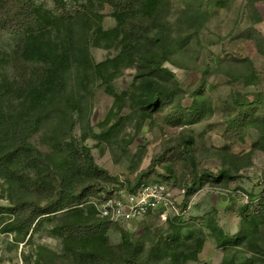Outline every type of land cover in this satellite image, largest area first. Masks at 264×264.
I'll list each match as a JSON object with an SVG mask.
<instances>
[{
    "label": "rangeland",
    "instance_id": "obj_1",
    "mask_svg": "<svg viewBox=\"0 0 264 264\" xmlns=\"http://www.w3.org/2000/svg\"><path fill=\"white\" fill-rule=\"evenodd\" d=\"M42 1L54 16L45 28L51 30L57 52L65 54L63 63H69L63 75L71 103L45 104L29 142L58 166L68 160L66 142L77 137L95 162L117 179L103 183L98 195L132 190L140 180L166 182L177 194L178 211L112 225L105 235L106 247L119 244L125 231L133 243L142 245L139 255H150L155 264L184 259L186 264H222L233 254L242 258L245 253L253 257V264H264V253L255 255L229 242L219 246L217 231L220 228L224 237L235 238L249 226L243 224L245 209L257 212L264 204V123H250L238 133L228 124L231 99L264 102L260 0H165L162 5L157 28L168 37L169 50L157 60L178 79L182 92L174 95V103L197 108L193 120L174 118L170 107L153 115L142 110L137 102L147 90L137 78L138 63L122 52L120 35L109 33L117 23L108 3ZM76 9L91 16L87 27L59 26L54 19ZM14 48L15 34L0 31V60ZM11 76V67L0 63V82ZM15 170L25 178L38 175L27 164ZM60 177L51 173L23 198L44 205L50 186L58 187ZM193 184L189 195L181 194ZM19 194L0 171V264H80L72 254V243L60 232L73 212L49 214L28 233L21 231L13 228L16 214L11 209ZM88 205L83 201L73 206L83 208L86 215ZM179 233L182 237L171 254L167 238ZM258 236L264 248L263 223Z\"/></svg>",
    "mask_w": 264,
    "mask_h": 264
},
{
    "label": "trees",
    "instance_id": "obj_2",
    "mask_svg": "<svg viewBox=\"0 0 264 264\" xmlns=\"http://www.w3.org/2000/svg\"><path fill=\"white\" fill-rule=\"evenodd\" d=\"M100 1L111 6L117 23L116 28L109 33L120 35L122 52L138 63L137 78L143 80V87L147 90L141 92V98L137 102L142 110L153 115L160 109L170 107V115L174 118L195 119L198 116L197 108H184L174 103V95L182 92L178 79L157 60L169 50L168 37L157 28L156 21L165 0ZM53 17L52 11L47 9L42 0H0V31L15 34L13 52L0 60L3 66L8 65L12 70L10 80L0 82V128H3V134H0V171L20 193L11 208L16 214L13 228L28 233L49 214L62 210L68 214L73 212L61 226L60 232L67 242L72 243V254L80 264H155L150 255H139L142 245L133 243L128 232L123 231V240L119 244L111 249L107 248L106 232L116 223L98 216L92 205H88L86 215L83 208L73 206L97 195L104 189L103 183L117 180L95 162L88 147L82 145L77 137H72L66 142L68 160L55 166L50 159L43 157L38 147L29 142L31 133L40 123V112L45 104L55 100H67L71 103L63 75L68 70L69 63H63L65 54L57 52L56 48L59 46L52 34L49 35L51 30L45 28L53 22ZM90 17L83 10L76 9L68 10L54 19L59 26L76 24L84 28L88 26ZM83 68L81 65V69ZM231 100L228 104L231 111L228 124L234 131L238 133L250 123H264V102L240 103ZM74 125L75 122L72 121L71 127ZM22 164L35 167L38 175L32 178L18 175L15 169ZM59 168H63V171H59ZM53 172L61 174L60 184L58 187L50 186L44 205L39 206L36 201L23 198L26 192L45 182L46 177ZM207 176L205 174L202 178ZM193 189L194 184L187 191L184 189V196L186 193L189 195ZM245 215L243 224L248 223L253 227L245 226L235 238L228 239L219 228V246L229 242L241 246L246 252L263 255L264 248L258 233L259 226L264 224V204L257 212L245 209ZM211 228L214 229V226ZM181 237L179 233L167 238V249L171 254L172 248H176L173 244H179ZM197 245L200 248L202 242ZM185 261L172 260L169 264H186ZM222 264H253V257L245 253V256L238 258L233 254L230 258H225Z\"/></svg>",
    "mask_w": 264,
    "mask_h": 264
},
{
    "label": "built area",
    "instance_id": "obj_3",
    "mask_svg": "<svg viewBox=\"0 0 264 264\" xmlns=\"http://www.w3.org/2000/svg\"><path fill=\"white\" fill-rule=\"evenodd\" d=\"M102 193L96 197L90 196L85 202L95 207L98 216L116 224L131 223L150 213L164 216L170 211H178L177 194L174 188L163 181L142 182L132 190Z\"/></svg>",
    "mask_w": 264,
    "mask_h": 264
},
{
    "label": "crops",
    "instance_id": "obj_4",
    "mask_svg": "<svg viewBox=\"0 0 264 264\" xmlns=\"http://www.w3.org/2000/svg\"><path fill=\"white\" fill-rule=\"evenodd\" d=\"M223 1H224V0H223ZM229 1H230V0H229ZM257 2H258V1H257ZM259 2L262 4V9H264V0H260ZM255 4H258V3L255 2ZM262 11H263V10H261L260 13H261ZM262 20H264V17H263V16H262ZM262 20H261V23H262ZM262 25H264V24H262Z\"/></svg>",
    "mask_w": 264,
    "mask_h": 264
}]
</instances>
